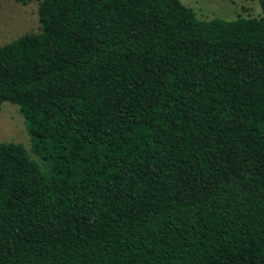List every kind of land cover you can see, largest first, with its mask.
<instances>
[{
	"label": "trees",
	"instance_id": "1",
	"mask_svg": "<svg viewBox=\"0 0 264 264\" xmlns=\"http://www.w3.org/2000/svg\"><path fill=\"white\" fill-rule=\"evenodd\" d=\"M36 2L0 46V264H264V0Z\"/></svg>",
	"mask_w": 264,
	"mask_h": 264
},
{
	"label": "rangeland",
	"instance_id": "2",
	"mask_svg": "<svg viewBox=\"0 0 264 264\" xmlns=\"http://www.w3.org/2000/svg\"><path fill=\"white\" fill-rule=\"evenodd\" d=\"M193 10L201 21L232 20L236 17H259L258 0H179ZM36 2L22 5L17 0H0V46L30 32H38ZM0 142L22 144L29 151L30 140L18 107L0 105Z\"/></svg>",
	"mask_w": 264,
	"mask_h": 264
}]
</instances>
